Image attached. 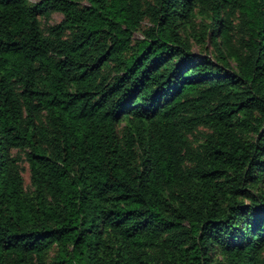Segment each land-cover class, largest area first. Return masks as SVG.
Masks as SVG:
<instances>
[{
    "label": "trees",
    "instance_id": "trees-1",
    "mask_svg": "<svg viewBox=\"0 0 264 264\" xmlns=\"http://www.w3.org/2000/svg\"><path fill=\"white\" fill-rule=\"evenodd\" d=\"M0 264H264V0H0Z\"/></svg>",
    "mask_w": 264,
    "mask_h": 264
},
{
    "label": "rangeland",
    "instance_id": "rangeland-1",
    "mask_svg": "<svg viewBox=\"0 0 264 264\" xmlns=\"http://www.w3.org/2000/svg\"><path fill=\"white\" fill-rule=\"evenodd\" d=\"M41 0H27L28 5H34ZM78 3L86 5L87 0H76ZM196 15L191 18L189 23L181 26L180 34L182 38L188 42L190 45L191 51L195 55L207 56L214 59L215 52L214 47L209 43V33L210 29V21L208 18L202 16L198 13V10L195 11ZM223 20H227L231 24V36L235 38L236 35V26L238 23V14L237 12H232L229 9H224L222 12ZM228 18V19H226ZM40 25L43 31H45L48 27L56 25L62 21V16L58 13L51 14L48 19L40 18ZM148 21L144 20L141 24L140 30L134 34V39L138 40L142 38V33L149 27ZM233 65V62H230ZM207 133L205 128H199L198 131L194 134L190 139L194 142V146H196L197 141H201L203 134ZM11 154L15 156L18 154L20 159L18 161L21 178L23 181V186L25 190L30 191V176L29 169L27 163L24 161V157L22 153H18L17 151H12ZM52 252L50 253V257L52 256Z\"/></svg>",
    "mask_w": 264,
    "mask_h": 264
}]
</instances>
